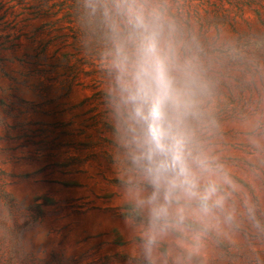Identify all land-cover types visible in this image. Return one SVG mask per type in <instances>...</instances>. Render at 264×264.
<instances>
[{"label":"rangeland","instance_id":"1","mask_svg":"<svg viewBox=\"0 0 264 264\" xmlns=\"http://www.w3.org/2000/svg\"><path fill=\"white\" fill-rule=\"evenodd\" d=\"M125 3L179 52L264 34L236 0H0V264H264V58L204 68L196 135L219 203L146 251L114 66Z\"/></svg>","mask_w":264,"mask_h":264},{"label":"clouds","instance_id":"2","mask_svg":"<svg viewBox=\"0 0 264 264\" xmlns=\"http://www.w3.org/2000/svg\"><path fill=\"white\" fill-rule=\"evenodd\" d=\"M127 31L117 45L118 101L125 147L135 178L125 194L145 219L146 251L157 238L193 212L218 204L213 168L196 128L205 70L181 56L155 11L121 6Z\"/></svg>","mask_w":264,"mask_h":264},{"label":"trees","instance_id":"3","mask_svg":"<svg viewBox=\"0 0 264 264\" xmlns=\"http://www.w3.org/2000/svg\"><path fill=\"white\" fill-rule=\"evenodd\" d=\"M261 2L262 0H236L238 7H250L255 12L258 22L264 26V17L257 8L258 4L263 6ZM214 24L217 26L218 23ZM200 26L203 28L202 24ZM206 39L184 43L180 49L181 56L185 59H193L203 69L209 68L213 63L225 68L264 58V34L238 37L235 50L228 46H217L215 43L208 44Z\"/></svg>","mask_w":264,"mask_h":264}]
</instances>
